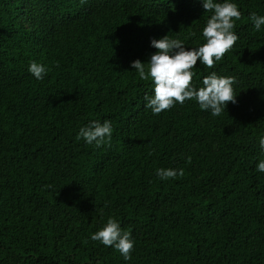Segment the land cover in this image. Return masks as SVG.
Segmentation results:
<instances>
[{
  "label": "trees",
  "instance_id": "obj_1",
  "mask_svg": "<svg viewBox=\"0 0 264 264\" xmlns=\"http://www.w3.org/2000/svg\"><path fill=\"white\" fill-rule=\"evenodd\" d=\"M234 2L239 39L193 69L197 87L235 77L236 103L214 117L194 100L154 115L131 68L152 38L204 43L200 0H0V264H264V26L249 19L264 0ZM92 120L112 122L110 144L77 138ZM110 217L130 261L90 239Z\"/></svg>",
  "mask_w": 264,
  "mask_h": 264
},
{
  "label": "clouds",
  "instance_id": "obj_2",
  "mask_svg": "<svg viewBox=\"0 0 264 264\" xmlns=\"http://www.w3.org/2000/svg\"><path fill=\"white\" fill-rule=\"evenodd\" d=\"M205 12L212 15L202 29L204 43L197 47H187L183 40L171 38L168 35L160 39L152 38L150 46L154 52L148 62L137 59L131 62L141 80H150L153 85L151 95L145 94V108L154 115L166 109H171L177 103L183 105L186 100H194L201 110L208 111L214 117L220 116L226 110L228 102L236 103L234 92L235 77L219 76L211 72L205 76L197 87L192 83L197 61L212 68L215 62L222 60L224 55L232 49L239 36L233 31L236 21L241 18V11L234 0H200ZM249 19L253 26L260 31L264 26V15L250 13ZM28 71L37 79L43 80L48 69L42 63L32 61ZM113 126L109 120L102 123L92 120L80 127L78 139H83L88 145L96 147L110 144ZM259 148L264 153V136L259 137ZM256 171L264 172V159L259 160ZM183 175V170L175 168H158L156 175L161 180L176 178ZM92 241H98L105 247L115 248L127 262L132 259L135 241L131 233L121 228L118 220L109 218L106 224L96 232L90 234Z\"/></svg>",
  "mask_w": 264,
  "mask_h": 264
}]
</instances>
